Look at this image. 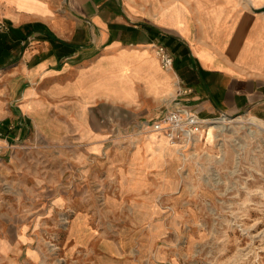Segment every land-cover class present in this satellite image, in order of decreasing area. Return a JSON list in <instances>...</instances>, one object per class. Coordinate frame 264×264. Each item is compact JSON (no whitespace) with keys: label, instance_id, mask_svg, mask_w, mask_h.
I'll return each mask as SVG.
<instances>
[{"label":"crops","instance_id":"obj_1","mask_svg":"<svg viewBox=\"0 0 264 264\" xmlns=\"http://www.w3.org/2000/svg\"><path fill=\"white\" fill-rule=\"evenodd\" d=\"M263 6L264 0H0V25L7 28L0 32V146L7 138L40 139L49 147L43 150L69 156L51 175L57 191L36 199L60 205L62 176L74 168L80 185L98 184V174L102 183L113 179L117 189L106 200L131 202L139 218L186 209L171 194L178 147L139 130L175 98L203 120L249 113L264 121ZM156 45L171 54V68H161ZM76 212V250L100 249L98 264L121 257V264L142 263L143 253L138 260L128 253L147 248L142 220L139 232L100 243L90 212ZM154 230L156 238L162 230Z\"/></svg>","mask_w":264,"mask_h":264},{"label":"rangeland","instance_id":"obj_2","mask_svg":"<svg viewBox=\"0 0 264 264\" xmlns=\"http://www.w3.org/2000/svg\"><path fill=\"white\" fill-rule=\"evenodd\" d=\"M226 117L232 121L211 135L205 129L174 149L172 173L178 185L171 194L186 209L141 218L131 202L106 200L117 189L113 179L102 183L98 174V184L80 185L74 168L62 176L66 198L60 205L36 199L57 191L51 175L59 173L68 153L45 151L48 144L40 139L7 138L0 146V154L6 150L0 176V264H98L96 256H104L100 249L74 248L75 215L82 209L92 215L100 243L126 239L132 229L139 232L137 221L142 220L147 248L128 250L135 260L144 254L140 264H264V121L249 113ZM157 225L162 232L154 238Z\"/></svg>","mask_w":264,"mask_h":264},{"label":"built area","instance_id":"obj_3","mask_svg":"<svg viewBox=\"0 0 264 264\" xmlns=\"http://www.w3.org/2000/svg\"><path fill=\"white\" fill-rule=\"evenodd\" d=\"M7 28L2 24L0 30ZM155 54L162 69L172 66L171 54L161 45L155 46ZM211 120H203L186 108L182 102L175 98L155 120L143 124L139 131L143 133H159L165 136L171 146L185 144L199 137ZM178 147V146H177Z\"/></svg>","mask_w":264,"mask_h":264},{"label":"bare ground","instance_id":"obj_4","mask_svg":"<svg viewBox=\"0 0 264 264\" xmlns=\"http://www.w3.org/2000/svg\"><path fill=\"white\" fill-rule=\"evenodd\" d=\"M230 121H232V118L226 116L221 117L220 120L217 121H210L208 125H206L207 134L211 135L213 129L217 127H222V125L225 124V122H230Z\"/></svg>","mask_w":264,"mask_h":264},{"label":"water","instance_id":"obj_5","mask_svg":"<svg viewBox=\"0 0 264 264\" xmlns=\"http://www.w3.org/2000/svg\"><path fill=\"white\" fill-rule=\"evenodd\" d=\"M259 12H264V6L259 9ZM240 114L242 115L243 113H240Z\"/></svg>","mask_w":264,"mask_h":264},{"label":"trees","instance_id":"obj_6","mask_svg":"<svg viewBox=\"0 0 264 264\" xmlns=\"http://www.w3.org/2000/svg\"><path fill=\"white\" fill-rule=\"evenodd\" d=\"M10 31V30H9Z\"/></svg>","mask_w":264,"mask_h":264}]
</instances>
